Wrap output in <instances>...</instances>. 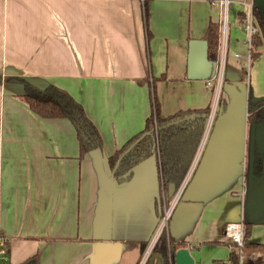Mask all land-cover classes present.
<instances>
[{"label": "crops", "instance_id": "obj_1", "mask_svg": "<svg viewBox=\"0 0 264 264\" xmlns=\"http://www.w3.org/2000/svg\"><path fill=\"white\" fill-rule=\"evenodd\" d=\"M215 1L0 0V263L2 252L4 264L140 262L158 226V158L123 185L107 160L144 129L153 92L162 117L210 107L212 88L189 80L187 64L189 43L220 21ZM231 1L221 110L170 217L174 243L193 264L230 257L224 231L238 220L257 149L247 105L264 100V45L251 48L247 84L243 0ZM21 81L68 93L101 150L80 158L73 125L33 113ZM263 179L264 170L260 188ZM251 223L249 242L264 246V211ZM154 249L145 264H164Z\"/></svg>", "mask_w": 264, "mask_h": 264}, {"label": "trees", "instance_id": "obj_2", "mask_svg": "<svg viewBox=\"0 0 264 264\" xmlns=\"http://www.w3.org/2000/svg\"><path fill=\"white\" fill-rule=\"evenodd\" d=\"M254 16L259 33L254 37L252 43L262 46L264 45V13L256 5H254ZM204 40L208 45V58L214 62L219 44L218 24L210 23L208 25ZM21 84L24 90L23 100L33 113L43 119H66L73 125L79 143L80 158L92 150H101L102 140L98 131L87 118L82 106L68 93L54 86L41 89L26 81H21ZM152 94L158 133V160L167 194L166 198L169 200L168 188L170 185H174L176 189L179 188L204 132L210 108L178 111L171 116L162 117L154 92ZM220 110L221 100L215 120ZM247 121L253 127L264 124V100L257 103L248 102ZM153 128L154 120L150 114L146 119L144 129L130 138L122 148L108 158L107 165L112 180L116 184L128 183L132 179L134 169L139 164L152 156L157 157ZM263 170L264 151L262 154L255 151L251 165L252 179H260ZM251 227L252 223L245 221L244 264H264V255H260L256 259L250 258L253 252H264V246L249 242ZM178 249H181V245L174 243L168 226V231L166 234L162 233L154 250L161 254L164 264H168L169 252H175ZM22 264H37V260L31 258Z\"/></svg>", "mask_w": 264, "mask_h": 264}, {"label": "built area", "instance_id": "obj_3", "mask_svg": "<svg viewBox=\"0 0 264 264\" xmlns=\"http://www.w3.org/2000/svg\"><path fill=\"white\" fill-rule=\"evenodd\" d=\"M143 1V0H142ZM231 0H217L214 3L218 5L221 8V18L218 23L219 27V47H218V53L216 58V66L214 69V73L210 79L205 81L206 86L212 88L213 91V100L210 105V112L205 124L204 128V136L202 138L201 143L199 144L197 151L195 153V156L190 163V166L179 186V188L176 189L175 195L167 200L165 187L161 175V169H160V163L158 160V171H159V196L158 201L160 204V207L163 208V214L164 218L157 226V229L152 237V239L149 242L148 249L143 254L140 262L138 264H145V261L147 260L150 252L152 249L156 246L160 236L162 235L163 231L166 228V231H168L169 221L171 214L183 192V189L186 187L190 179L192 178L196 166L199 162L201 153L203 152L204 144L206 141V138L208 136L209 131L211 130L217 111L219 109L220 104V94H221V88L223 85V81L225 78V72H226V65L229 55L228 50V41H229V8L231 4ZM241 5L243 6L242 11V30L246 37V44L248 48V54L246 57H244L246 61V83L249 82V72H250V64H251V48L253 46V39L255 36L258 35L259 30L256 25L255 16H254V0H243L241 2ZM232 57L239 60L243 57L238 53H233ZM151 114L153 116L154 120V138L156 141V147H157V158H159L158 153V133H157V125L155 121V110L154 106L152 105ZM240 197L242 200L239 217L237 221L230 222L226 225L225 231H224V238L227 240V242L232 246V252L230 254V257L224 261H218L214 262L213 264H244V255H243V247L245 245V190L242 189L240 192ZM7 261V255L6 252H2V259L0 264H4ZM168 263L174 264V261L172 259V251L169 252L168 255Z\"/></svg>", "mask_w": 264, "mask_h": 264}, {"label": "water", "instance_id": "obj_4", "mask_svg": "<svg viewBox=\"0 0 264 264\" xmlns=\"http://www.w3.org/2000/svg\"><path fill=\"white\" fill-rule=\"evenodd\" d=\"M254 4L264 13V0H254ZM216 64L208 58V45L205 40H194L189 43L187 78L194 81H207L214 73ZM256 151L262 154L264 151V124L255 127ZM253 180V179H252ZM260 180V179H258ZM253 180V181H258ZM176 187L170 185L168 188V197L175 195ZM169 234L173 238V225L169 223ZM174 264H193V260L187 249L181 248L174 253Z\"/></svg>", "mask_w": 264, "mask_h": 264}, {"label": "rangeland", "instance_id": "obj_5", "mask_svg": "<svg viewBox=\"0 0 264 264\" xmlns=\"http://www.w3.org/2000/svg\"><path fill=\"white\" fill-rule=\"evenodd\" d=\"M231 22V21H230ZM219 47V44H218ZM218 53V51H217ZM247 174L246 176V185L247 187V195L245 196V219L247 223H251V217H259L263 214V207H264V179H263V188L257 186L256 181H252V177ZM251 180V182H250ZM163 208L160 207L159 210V218H158V225L161 224L164 214ZM166 234V228L163 231ZM174 253L172 252V259L174 261ZM244 255V254H243ZM264 255V252H253L250 258H258V256ZM263 261V260H262ZM264 262V261H263Z\"/></svg>", "mask_w": 264, "mask_h": 264}]
</instances>
